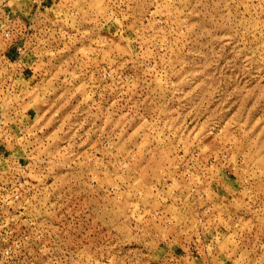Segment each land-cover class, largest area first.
<instances>
[{
  "label": "rangeland",
  "instance_id": "obj_1",
  "mask_svg": "<svg viewBox=\"0 0 264 264\" xmlns=\"http://www.w3.org/2000/svg\"><path fill=\"white\" fill-rule=\"evenodd\" d=\"M0 264H264V0H0Z\"/></svg>",
  "mask_w": 264,
  "mask_h": 264
}]
</instances>
